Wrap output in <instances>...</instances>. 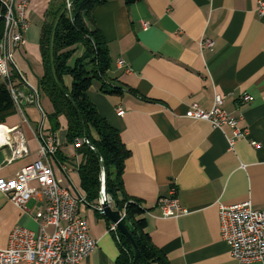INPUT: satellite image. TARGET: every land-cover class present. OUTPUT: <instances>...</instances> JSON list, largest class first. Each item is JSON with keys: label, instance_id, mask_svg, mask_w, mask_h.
<instances>
[{"label": "crops", "instance_id": "1", "mask_svg": "<svg viewBox=\"0 0 264 264\" xmlns=\"http://www.w3.org/2000/svg\"><path fill=\"white\" fill-rule=\"evenodd\" d=\"M12 1L16 7L22 0ZM26 1L23 44L14 50L13 59L27 84L36 88L43 75L40 32L54 0ZM259 1L264 0H140L125 6L122 0H107L91 11L110 58L108 75L139 97L125 91L104 95L96 84L87 96L129 153L123 162V190L147 209L150 241L169 264H264L230 257L220 237L217 211L218 204L241 202L264 209V13L256 10ZM204 39L212 46L201 47ZM13 84L17 92L28 94L18 77ZM241 94L252 96V102L242 104ZM215 95L222 96V109L238 120L237 127L246 129L244 137L233 138L226 125L213 128L206 121L185 118L193 104L209 111ZM39 98V108L22 102L0 124L2 135L11 142L23 139L26 150L10 160L11 149L0 143V179H14L38 158V129L46 133L44 116L52 111L48 99ZM59 120L61 128L53 134L61 144L59 152L74 161L60 164L66 179L56 162L52 169L63 185L79 187L72 178H78L80 158L72 145L71 150L62 143L65 121ZM27 186L37 188L34 181ZM171 188L184 212L165 217L157 201L168 197ZM42 209L39 200L30 199L21 211L0 193V249L6 248L15 227L36 232L33 217ZM78 213L96 242L79 264H114L118 252L108 220L85 205Z\"/></svg>", "mask_w": 264, "mask_h": 264}, {"label": "built area", "instance_id": "2", "mask_svg": "<svg viewBox=\"0 0 264 264\" xmlns=\"http://www.w3.org/2000/svg\"><path fill=\"white\" fill-rule=\"evenodd\" d=\"M5 12L3 14V32L0 39V79L6 83L11 94L15 108L19 109L22 102L38 106V89L27 84L16 68L13 52L23 44L22 31L26 28L24 10L26 0L18 6L13 1H2ZM257 12L264 13V1H259ZM201 47L209 48L211 41L204 39ZM118 66H123V61L118 60ZM15 72L18 80L28 87V94L22 95L14 87L11 76ZM239 100L242 104L252 102L253 98L241 94ZM223 98L215 95L209 111H202L196 105H191L184 116L190 120L208 122L213 128L226 125L232 129L233 138H242L246 129L237 127V119L228 115L222 109ZM121 116L123 112L116 110ZM39 150L36 161L20 169L14 179H0V193L7 196L9 201L21 211L30 199L39 200L43 209L37 213L33 220L38 225L36 232L21 227L11 230L7 246L0 249V264H79L96 246V242L88 235L85 219L79 213V206H88L79 187L72 184L63 185L57 179L52 169L54 155L60 142L53 134L42 133L38 129ZM17 141V147L16 142ZM0 143L11 149V158H18L26 153L23 139L17 138L13 142L5 138L0 131ZM232 144V141H229ZM88 144L86 140H75L74 147ZM257 146L256 143H251ZM59 171L66 179V168L56 162ZM34 181L36 189H29L28 183ZM101 192V191H100ZM101 194V193H100ZM103 202L101 195L96 206L99 210ZM162 216H176L184 212L175 198V189L169 190V196L158 199ZM219 233L222 241L229 248L230 257L239 263L260 262L264 260V209L256 210L249 202L231 205L218 204ZM121 219L123 214L119 213ZM47 226L52 227L51 232H46ZM116 230L110 224L109 232Z\"/></svg>", "mask_w": 264, "mask_h": 264}, {"label": "trees", "instance_id": "3", "mask_svg": "<svg viewBox=\"0 0 264 264\" xmlns=\"http://www.w3.org/2000/svg\"><path fill=\"white\" fill-rule=\"evenodd\" d=\"M66 1L54 0L48 6L39 38L43 75L39 79L37 89L39 96L44 95L52 107V111L44 116L48 125L46 133L57 134L61 128L59 119L62 117L65 121L62 143L74 147L75 140L82 139L84 131L88 144L74 147V151L80 158L76 172L86 204L96 206L99 200L101 163L106 175L107 195L115 202V210L123 214V225L139 253L137 264H169L162 252L150 241L145 219L147 209L143 208L138 200L127 196L123 190V162L129 153L121 143L118 132L97 114L87 96L91 86L96 84L98 91L104 95H121L125 91L131 96L139 97L134 90L118 84L116 79L108 75L111 62L107 47L91 16L92 9L107 0H75L64 11L54 32V76L51 74L48 58L51 26ZM122 1L125 6H129L140 0ZM4 12L5 7L0 0V39ZM54 77L63 92H60ZM16 79L17 75L13 72L12 83ZM14 109L15 105L7 85L0 79V124ZM95 150L99 153L100 160ZM54 160L58 161L59 165H64L65 162L73 164L74 158L67 160L58 148ZM106 223L109 228L110 223ZM109 234L118 252L114 264H131L133 252L125 237L118 230L110 231Z\"/></svg>", "mask_w": 264, "mask_h": 264}, {"label": "water", "instance_id": "4", "mask_svg": "<svg viewBox=\"0 0 264 264\" xmlns=\"http://www.w3.org/2000/svg\"><path fill=\"white\" fill-rule=\"evenodd\" d=\"M75 0H67L65 2V4L62 6V8L59 10V12L57 13L56 17L54 18V21L52 23L51 26V33H50V38H49V46H48V58H49V66H50V70H51V74L54 76V71H53V65H52V48H53V40H54V32L58 23L59 18L61 17V15L64 13V11H66L70 4L72 2H74ZM55 79V77H54ZM56 81V85L59 88L60 92H63L59 83ZM83 130V129H82ZM83 140H86V135L84 134L83 131ZM95 154L99 157V153L95 150ZM100 160V159H99ZM100 167L102 170V173L100 175V181H101V198L103 199V202L100 206L99 210H96V212L105 217L110 224L115 225L116 230H118L126 239V242L129 244V246L132 249L133 252V258H132V262L131 264H137L138 263V259H139V253L133 243V240L130 236V234L127 232L125 226L123 225L122 219L120 217V214L117 210H115V202L112 201L106 192V175H105V171L103 168V165L100 163ZM112 206V207H111Z\"/></svg>", "mask_w": 264, "mask_h": 264}, {"label": "rangeland", "instance_id": "5", "mask_svg": "<svg viewBox=\"0 0 264 264\" xmlns=\"http://www.w3.org/2000/svg\"><path fill=\"white\" fill-rule=\"evenodd\" d=\"M39 99H40V98H39ZM40 100H42V99H40ZM61 142H62V140H61ZM66 146H67V145H66ZM66 146H65V147H66ZM70 148H71V150H72L73 147L70 145ZM70 148H68V149L66 150V152H65L68 156L70 155V152H71ZM72 179H73V181L76 183V185H78V178H75V177H74V178H72Z\"/></svg>", "mask_w": 264, "mask_h": 264}]
</instances>
